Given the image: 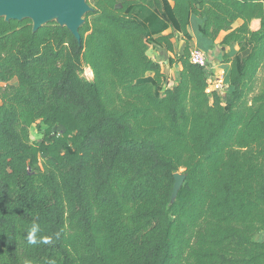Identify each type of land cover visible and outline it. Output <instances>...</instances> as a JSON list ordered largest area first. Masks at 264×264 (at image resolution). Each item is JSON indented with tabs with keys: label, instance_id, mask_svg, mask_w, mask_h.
Masks as SVG:
<instances>
[{
	"label": "trees",
	"instance_id": "trees-1",
	"mask_svg": "<svg viewBox=\"0 0 264 264\" xmlns=\"http://www.w3.org/2000/svg\"><path fill=\"white\" fill-rule=\"evenodd\" d=\"M137 4L174 30L150 40ZM92 7L80 40L0 17V264H264V0ZM192 16L206 45H251L222 54L223 92L189 58ZM175 30L169 85L148 49L173 52Z\"/></svg>",
	"mask_w": 264,
	"mask_h": 264
},
{
	"label": "water",
	"instance_id": "water-1",
	"mask_svg": "<svg viewBox=\"0 0 264 264\" xmlns=\"http://www.w3.org/2000/svg\"><path fill=\"white\" fill-rule=\"evenodd\" d=\"M92 10L87 0H0V17L4 20L30 19L33 31L54 21L66 26L77 40L81 39L79 29L84 16ZM173 177L171 201L176 198L185 175L175 172Z\"/></svg>",
	"mask_w": 264,
	"mask_h": 264
},
{
	"label": "rangeland",
	"instance_id": "rangeland-1",
	"mask_svg": "<svg viewBox=\"0 0 264 264\" xmlns=\"http://www.w3.org/2000/svg\"><path fill=\"white\" fill-rule=\"evenodd\" d=\"M88 3L92 6V0H87ZM154 12L148 8H145V6L137 4L134 9H133V14L136 17V19L141 22L143 24V26L145 27V29L147 30V35L149 36L150 40L154 37L157 36L160 31L163 30V26L167 25L166 23L168 22L166 20V18H162L160 16H158L157 14H153ZM165 19V20H164ZM167 21V22H166ZM201 21V19L199 17H193L191 19L190 25L188 26V30L190 31V33H192L194 36H196L197 38H195L199 43H202V45L207 46L206 43L204 41H201V35L200 32L198 30L197 25L199 24V22ZM160 22V24H159ZM166 22V23H165ZM196 23V25H194ZM241 23L240 20H237L233 27L238 26ZM199 36V37H198ZM192 43V40H190ZM189 41V42H190ZM236 45V44H234ZM234 45L232 47H234ZM193 46V44H191V47ZM238 48L236 49L237 53L240 54V56L243 58L250 50L251 45H249L246 42H243L241 45H238ZM180 50V48H179ZM208 52V51H207ZM148 53L149 56H151L154 59L159 60L158 58H160V63H161V69H163L164 73H166L165 77L167 78V81L170 82L169 80L174 81V76L177 77L178 74V69H173V66L168 67L166 61H164L165 56L161 54V56L159 57L160 53L156 52L154 49H148ZM209 53V52H208ZM222 54L220 56V59L222 60ZM209 56V55H208ZM207 56V57H208ZM162 57V58H161ZM209 58V57H208ZM216 63V62H215ZM214 63V67H218L216 64ZM220 66V65H219ZM219 68H223L222 66H220ZM166 71V72H165ZM163 73V74H164ZM223 73V74H222ZM82 75L88 79L92 78V71L89 67L84 66L83 70H82ZM225 72L224 69H219L217 71V75L212 77L215 78L216 81H220V83L222 82V86L221 88L223 90H225L226 88V84L225 83V78H224ZM262 76V71L259 73V77ZM150 78V77H149ZM167 82V83H168ZM169 84V83H168ZM164 85V84H163ZM170 85V84H169ZM165 86V85H164ZM225 86V87H224ZM157 90V89H156ZM45 129V126L43 124H38V122H35L33 125H31L30 127V139L31 141H38L39 139H41V137L43 136V131ZM60 127L59 126H54L52 131H59Z\"/></svg>",
	"mask_w": 264,
	"mask_h": 264
},
{
	"label": "crops",
	"instance_id": "crops-1",
	"mask_svg": "<svg viewBox=\"0 0 264 264\" xmlns=\"http://www.w3.org/2000/svg\"><path fill=\"white\" fill-rule=\"evenodd\" d=\"M191 22V21H190ZM201 23V21L199 22V24ZM159 24H160V22H159ZM190 25V24H189ZM194 25H196V23L194 24ZM197 27H198V25H197ZM174 29H172V27L170 26V25H165L164 26V28H163V30L162 31H160V33L159 34H166V33H169V32H172ZM189 31V30H188ZM189 33H190V31H189ZM174 37L171 39L172 40V42H173V45H174V51L173 52H169V51H167L166 49H164L163 47H160V46H154V45H150V49L152 48V49H154L156 52H159L160 53V55H159V57L161 56V54L162 55H164L165 56V60L164 61H166V63H167V65H168V67H170V65L168 64V58L169 57H173L174 56V54H179V53H182V51H183V48H184V45H185V43H186V40L184 39V37L182 36V34L180 33V32H178V31H174ZM191 34V36H192V43H191V41L189 42V45H190V52L192 51V50H194V49H200V50H202L203 52H205L206 54H207V56L209 57V59L213 62V63H215L218 67H217V71L219 70V69H222V68H219L220 66H219V62H220V56H221V53H225V52H228V51H230V50H233L236 54H237V48H238V46H237V44L236 45H234V47H229V46H225L224 44H222L221 43V39H222V37H223V35H224V32L222 31L219 35H218V37L213 41V42H211L210 44H207V46H204V45H202V43H199L195 38H197L196 36H194L192 33H190ZM199 37V36H198ZM191 44H193V46L191 47ZM179 48H180V50H179ZM209 53H208V52ZM149 54V53H148ZM162 58V57H161ZM154 59V58H153ZM159 60H157V59H154V60H156V61H158L159 63H160V58H158ZM160 65H161V63H160ZM171 66H173L174 68V70L175 69H180V67H181V65H180V63H178V62H175V63H173ZM161 71L164 73V71H163V69H161ZM166 72V71H165ZM166 73H164V76H166L165 75ZM149 76H151V74H149ZM165 80L167 81V78L165 77ZM174 81H172V80H169L170 82H168L170 85L171 84H173V83H175V80H176V76H174V79H173Z\"/></svg>",
	"mask_w": 264,
	"mask_h": 264
},
{
	"label": "built area",
	"instance_id": "built-area-1",
	"mask_svg": "<svg viewBox=\"0 0 264 264\" xmlns=\"http://www.w3.org/2000/svg\"><path fill=\"white\" fill-rule=\"evenodd\" d=\"M191 62L199 64L206 70L207 79H208V87L207 91L217 90L223 92L224 90L221 88L222 82L216 81L215 78H212L217 75V71H213L211 65L209 64L207 54L200 49H194L190 52L189 56ZM223 74V73H222ZM225 84V83H224ZM225 87V86H224Z\"/></svg>",
	"mask_w": 264,
	"mask_h": 264
},
{
	"label": "clouds",
	"instance_id": "clouds-1",
	"mask_svg": "<svg viewBox=\"0 0 264 264\" xmlns=\"http://www.w3.org/2000/svg\"><path fill=\"white\" fill-rule=\"evenodd\" d=\"M39 232V226L33 224L32 227L29 229L27 234V240L29 244L37 243V233ZM43 243H48L49 240L47 238H42Z\"/></svg>",
	"mask_w": 264,
	"mask_h": 264
}]
</instances>
